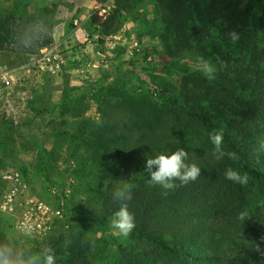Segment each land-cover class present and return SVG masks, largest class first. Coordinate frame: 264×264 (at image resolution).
Returning a JSON list of instances; mask_svg holds the SVG:
<instances>
[{
  "label": "trees",
  "instance_id": "16d2710c",
  "mask_svg": "<svg viewBox=\"0 0 264 264\" xmlns=\"http://www.w3.org/2000/svg\"><path fill=\"white\" fill-rule=\"evenodd\" d=\"M154 7L163 24L160 39L166 56L185 57L173 68L207 90L189 91L191 109L170 98L154 105L143 98L103 113L104 129L93 147L101 155L99 181L92 189L101 216L87 211L84 225L104 228L120 207L114 191L127 182L133 185L127 204L135 228L107 264H264V255L255 251L257 244L264 250V12L241 8L236 0H154ZM121 9L123 5L109 13L111 21ZM98 14L92 16L95 25L102 24ZM37 19L47 22V36L31 48L20 47L17 39ZM210 27L216 31L212 47L206 45ZM51 29L47 7L0 16V52L36 54L52 45ZM117 31L118 23L107 34ZM233 31L240 37L236 42L228 35ZM150 52L141 50L144 59ZM199 57L215 67L214 80L201 71ZM201 98L205 106L198 102ZM195 128L207 144L210 135L223 132V150L238 159L204 162L197 180L186 185L176 180L171 190L151 184L144 172L147 158L188 151L179 140L184 134L193 140ZM205 151L201 149L202 156ZM228 168L246 173L248 183L227 180ZM251 188L256 189L255 201ZM79 232L72 239L55 238L42 251L51 248L56 264H91L93 245L83 229Z\"/></svg>",
  "mask_w": 264,
  "mask_h": 264
},
{
  "label": "rangeland",
  "instance_id": "374dc122",
  "mask_svg": "<svg viewBox=\"0 0 264 264\" xmlns=\"http://www.w3.org/2000/svg\"><path fill=\"white\" fill-rule=\"evenodd\" d=\"M236 1L264 12V0ZM119 5L124 9L111 21ZM46 7L52 11L50 47L36 54L0 52V243L42 252L55 238L72 239L83 229L93 245L91 264H107L127 238L110 227L113 217L104 228L84 225L87 211L101 216L92 189L99 181L101 155L93 147L103 113L143 98L147 105L170 98L191 109L189 91L204 93L207 86L173 68L185 57L166 56L154 0H0V16ZM98 11L101 25L93 23ZM116 23L118 31L107 34ZM215 36L210 27L206 45L214 46ZM146 48L151 52L144 59ZM204 99L198 100L203 106ZM195 131L193 140L184 134L179 144L188 150L185 163L200 168L216 157L213 144ZM255 194L251 188L253 201ZM25 219L33 226L31 238L18 231Z\"/></svg>",
  "mask_w": 264,
  "mask_h": 264
},
{
  "label": "clouds",
  "instance_id": "9594fccd",
  "mask_svg": "<svg viewBox=\"0 0 264 264\" xmlns=\"http://www.w3.org/2000/svg\"><path fill=\"white\" fill-rule=\"evenodd\" d=\"M49 31L48 24L43 19H37L29 25L17 39L20 47L31 48L44 39ZM230 39L236 42L240 39L235 31L230 32ZM201 64V71L208 80L216 78L215 67L204 60L198 58ZM209 139L214 146V155L217 160L227 156L229 159L236 160L238 157L233 152H225L222 148L223 132H217L210 135ZM188 153L184 148L176 150L170 155L160 154L155 158H147L144 166V172L150 177V183L159 185L165 190L175 188L174 181L179 180L181 184L186 185L194 182L201 176V168L195 164L185 163ZM225 178L239 185L248 183L247 174H241L238 171L228 168L225 172ZM133 185L125 182L123 187L114 191L113 198L120 202L119 210L115 212L111 220L110 227L118 232L119 235L127 238L135 228L134 216L128 210L127 201L132 199ZM18 231L26 238L33 236V226L28 219H25L18 225ZM255 251L264 255V250L255 245ZM0 264H56L55 253L51 248H45L42 252H33L31 247L17 248L7 243H0Z\"/></svg>",
  "mask_w": 264,
  "mask_h": 264
}]
</instances>
